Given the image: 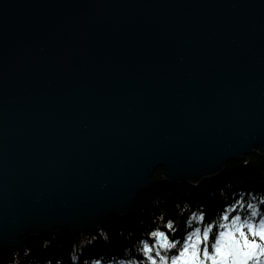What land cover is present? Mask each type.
<instances>
[{
  "label": "water",
  "instance_id": "1",
  "mask_svg": "<svg viewBox=\"0 0 264 264\" xmlns=\"http://www.w3.org/2000/svg\"><path fill=\"white\" fill-rule=\"evenodd\" d=\"M264 155V0H0V250L128 215L163 168Z\"/></svg>",
  "mask_w": 264,
  "mask_h": 264
},
{
  "label": "trees",
  "instance_id": "2",
  "mask_svg": "<svg viewBox=\"0 0 264 264\" xmlns=\"http://www.w3.org/2000/svg\"><path fill=\"white\" fill-rule=\"evenodd\" d=\"M259 151L256 148L246 157L228 163L219 174L199 183L169 182L164 178L163 168H158L147 188L138 194L132 212L124 216L112 215L101 227L107 232V240L101 229L84 236H73L68 229H55L45 236H23L17 249L0 250V264H13L17 259L19 264H57V261L74 264L73 254L78 257L75 264H85V261L91 262L101 256L110 258L122 254V250L131 247L139 237L145 224L161 211L165 213V219L175 218L178 202L203 204L207 221L228 202L220 196L222 188L231 199H235L233 194L240 190L264 192V155ZM182 229L183 218L174 235L181 236Z\"/></svg>",
  "mask_w": 264,
  "mask_h": 264
},
{
  "label": "clouds",
  "instance_id": "3",
  "mask_svg": "<svg viewBox=\"0 0 264 264\" xmlns=\"http://www.w3.org/2000/svg\"><path fill=\"white\" fill-rule=\"evenodd\" d=\"M233 195L235 199L222 188L220 196L228 202L207 221L203 204L178 202L175 218L165 219L161 211L122 254L85 264H264V192L240 190ZM181 218L182 233L175 236ZM101 232L107 240V232ZM77 259L73 254L74 264ZM13 264H19L18 259Z\"/></svg>",
  "mask_w": 264,
  "mask_h": 264
},
{
  "label": "bare ground",
  "instance_id": "4",
  "mask_svg": "<svg viewBox=\"0 0 264 264\" xmlns=\"http://www.w3.org/2000/svg\"><path fill=\"white\" fill-rule=\"evenodd\" d=\"M234 162H235V161H234ZM226 165H227V164H226ZM164 178H165V177H164ZM167 181H168V180H167ZM150 182H151V181H150ZM169 182H171V181H169ZM174 183H181V182H174ZM186 183H187V182H186ZM138 194H140V193H138ZM138 194H137V196H138ZM137 196H136V198H137ZM134 207H135V203H134ZM131 212H132V211H131ZM131 212H130V213H131ZM130 213H129V214H130Z\"/></svg>",
  "mask_w": 264,
  "mask_h": 264
},
{
  "label": "rangeland",
  "instance_id": "5",
  "mask_svg": "<svg viewBox=\"0 0 264 264\" xmlns=\"http://www.w3.org/2000/svg\"><path fill=\"white\" fill-rule=\"evenodd\" d=\"M101 228H98V229H96V230H94L92 233H94V232H96V231H99Z\"/></svg>",
  "mask_w": 264,
  "mask_h": 264
},
{
  "label": "snow or ice",
  "instance_id": "6",
  "mask_svg": "<svg viewBox=\"0 0 264 264\" xmlns=\"http://www.w3.org/2000/svg\"><path fill=\"white\" fill-rule=\"evenodd\" d=\"M204 220H206V216L204 217ZM172 251L175 252V249H173Z\"/></svg>",
  "mask_w": 264,
  "mask_h": 264
}]
</instances>
